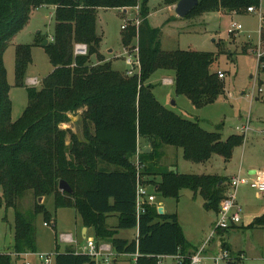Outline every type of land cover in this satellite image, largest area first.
<instances>
[{"label":"trees","instance_id":"trees-1","mask_svg":"<svg viewBox=\"0 0 264 264\" xmlns=\"http://www.w3.org/2000/svg\"><path fill=\"white\" fill-rule=\"evenodd\" d=\"M179 1L166 0V4ZM50 6L55 8V33L44 49L53 71L43 79L40 90L27 87L32 46L16 48L15 86L26 88L28 105L13 122L4 55L33 11ZM138 6L139 27L130 25L122 34L124 47L135 40L139 47L141 74L129 77L113 70L100 53L102 37L97 32V17L99 9L124 13ZM260 6L261 0H200L187 18L215 11L244 14L250 7ZM149 13L147 3L140 4V0H0V186L6 208L15 212L13 244L0 255V264H13L12 254L38 252L37 216L44 215L45 223L52 225L44 204L38 203L29 214L19 209L20 199L29 191L37 201L53 197L57 209L73 208L83 227L94 230L97 245L108 242L117 256L139 254L135 264H157L160 256L177 255L189 264L197 252L184 236L176 214L160 215L154 205H145L144 212L138 214L133 159L144 141L152 153H140L142 175L160 177L157 196L179 202L181 192L190 190L206 201V209L218 214L226 194V179L161 171L156 155L169 146L181 149L183 159L190 163L205 164L215 155L230 161L245 136L232 135L223 140L220 133L205 131L199 122L177 115L156 99L148 82L159 70L175 72L176 93L186 96L195 108L214 103L225 90L224 79L213 70L217 56L201 51H163L160 30L150 26ZM261 36L264 41V19ZM45 41L39 39L38 43ZM78 43L88 45L87 56H75ZM93 57L97 59L95 65L91 63ZM259 71L264 73V56L259 60ZM79 112L84 140L71 129L62 128L70 122V115ZM61 180L68 182L72 194L59 189ZM144 184L150 185L146 180ZM110 217L118 219L117 226L108 225ZM249 227L264 229V213ZM135 229L138 237L132 241L118 237L120 231ZM223 247L230 251L232 261L242 260L243 253L235 255L225 243ZM56 249L54 264H98L86 253L60 251L58 239Z\"/></svg>","mask_w":264,"mask_h":264},{"label":"rangeland","instance_id":"rangeland-1","mask_svg":"<svg viewBox=\"0 0 264 264\" xmlns=\"http://www.w3.org/2000/svg\"><path fill=\"white\" fill-rule=\"evenodd\" d=\"M143 2L147 3L150 11L147 18L150 26L160 30L163 51L185 50L213 53L217 56L213 70L225 74L222 80L225 93L220 95L214 103L203 108H195L186 96L176 93L174 83L168 82V80L174 82L175 72L159 70L148 82L153 85V94L156 99L177 115L199 122L205 131L220 133L223 140L232 135L245 136L243 144L234 150L230 161L215 155L205 164L190 163L182 158L181 149L171 148L166 152L168 148L164 150L162 147L156 155L159 161L157 169L169 171L170 167H177L180 164L181 172L219 175L227 181L230 179V182L231 178L239 176V170L245 173L249 167L255 168L258 172H264V73L259 71L257 54L260 45L264 51V41L261 38L262 17L260 16L262 13L264 18V0H261V6L255 14L215 11L203 13L194 19L180 18L176 13V6L167 5L166 0H140V4ZM122 12L115 9H99L97 32L102 37L100 53L104 56L105 62H110L113 70L125 73L129 66L125 63L128 55L125 54L122 45L124 33L122 26L126 25L127 30L130 25H135L137 20L141 22V17H139V11L134 9ZM55 25L54 7H41L33 11L28 24L12 38L5 52L4 63L11 86L13 122L22 116L28 105L26 88L15 86L16 48L19 45L32 46L33 63L28 69L25 83L27 87L40 90L43 79L53 71V66L42 42L40 44L38 42L39 39L51 42ZM234 25H239L242 29L232 34ZM131 46H136V40ZM91 63L97 64L96 57L91 59ZM247 125L249 129L244 134L242 129ZM62 128L71 129L82 139L81 112L70 115V122L62 125ZM145 152L152 153L151 147L147 144L141 149V153ZM133 160H136V156ZM158 178L160 179L154 175H147L145 180L156 186ZM229 183L227 182L228 187L225 186L226 191L230 189ZM159 201L165 202L168 213L178 216L182 232L193 247L200 248L204 243L208 245V251L204 255L207 260L204 264H215L209 257H220L224 243L235 255H238L239 251L245 255L240 261L234 259L229 263L221 261L220 264H264V229L249 227L255 218L264 213V197H258V193L250 186L242 185L239 190L241 223L237 228L222 234L215 233L213 237L211 235L215 230L217 214L214 210L206 209V201L201 196L195 195L190 190H184L181 192L179 202L164 198H160ZM37 204L35 195L29 191L20 199L19 209L29 214ZM160 204L156 202L154 206L158 207ZM44 206L50 214L52 225L49 227L44 225V215L36 217L37 250L43 253H55L56 240H59L61 235L70 234L76 240L80 238L82 222L73 208L57 209L53 197L45 198ZM117 222L118 219L114 217L107 220L109 226L116 225ZM14 227L15 212L13 209L6 208L3 189L0 186V253H5L11 248ZM135 232V230L121 231L119 237L132 239ZM89 237L94 238L92 230L89 232ZM105 244L109 245L108 242ZM63 249L62 247L60 251ZM97 262L98 264H135L129 255L118 257L114 255L108 262L100 257L97 258ZM13 264H18L16 259L13 260ZM163 264L176 263L172 258H166Z\"/></svg>","mask_w":264,"mask_h":264},{"label":"built area","instance_id":"built-area-1","mask_svg":"<svg viewBox=\"0 0 264 264\" xmlns=\"http://www.w3.org/2000/svg\"><path fill=\"white\" fill-rule=\"evenodd\" d=\"M132 9L140 12L139 6L132 8ZM248 13H257V9H255L254 7H250L248 9ZM260 16L262 17V21H263L264 18H263L262 13H260ZM140 23L141 22L137 20V22L134 24L136 27H139ZM126 28H127L126 25L122 26V30H126ZM233 29L234 31L232 32V34L236 31L241 30L242 27L239 25H234ZM124 50H125V54L128 55V58L125 60V63L127 66H129L125 74L129 77L140 76L141 65H140V60H139L138 44L136 43L135 47L133 46L124 47ZM74 54L75 56H87L89 54L88 45L81 44V43L76 44L74 47ZM257 54H258L259 60L264 56V51H262L261 45L259 49L257 50ZM218 75L220 79H224V73L219 72ZM168 82L174 83L171 80H168ZM248 129H249V125H247V127L242 129L244 134H246V131H248ZM140 153H141V149L137 152L136 160H135V166L137 170L136 192H137V212L138 214L144 212L145 205H155L156 200H157L155 195L150 193L148 186L144 184L145 178L142 175L144 165H142L139 161ZM242 185L250 186L251 189L255 190L259 195L263 196L264 195V172H258L254 176H247V177H243L242 175H239L231 179V182L229 183L230 189L226 191L225 198L221 202L220 210L217 214V222H216L215 230L213 231L211 237H213L215 233L226 231L228 229H231L233 226L239 225L241 223V217H240L241 208L238 204V197H239L240 186ZM45 226H49V224L45 223ZM59 240L60 242L69 244V245L77 244V241L75 240L74 236L70 234L61 235ZM207 246H206V243L202 245L197 250V252L192 255V257L190 258L189 264H204L205 261L207 260V257L204 256L206 254ZM85 250H86L85 252L86 254L90 255L96 260L97 258L103 257V259L108 262L111 257H114V255L118 257L113 252L111 245H108L105 243L101 245H97L96 241L93 239L88 240L87 247ZM2 254L4 253H0V255ZM12 257L14 259H23L25 261V264H34L33 263L34 260L38 264H54L56 253L27 252L23 254H12ZM131 257L136 263L140 255L134 254V255H131ZM240 257L241 259H243L244 255H241ZM166 258H172L176 264H184L183 263L184 258L179 255L173 256V257H161L160 256L158 257L157 264H163V261ZM210 259L215 264H220L221 261H227L228 263L232 261L230 251L224 248H223V253L220 257L210 258Z\"/></svg>","mask_w":264,"mask_h":264},{"label":"crops","instance_id":"crops-1","mask_svg":"<svg viewBox=\"0 0 264 264\" xmlns=\"http://www.w3.org/2000/svg\"><path fill=\"white\" fill-rule=\"evenodd\" d=\"M174 6H176V5H174ZM250 14H255V13H250ZM81 140H84V137H83V135L81 136ZM145 144H147V143H145L144 141H142L141 143H140V149H142L143 148V145H145ZM166 148H168V149H166ZM171 148H174V147H169V146H166V147H164V150L166 149V152H167V150H171ZM181 156H182V158H183V153L181 154ZM178 165V164H177ZM244 165V164H243ZM180 164L177 166V167H170L169 168V171H174V172H179V173H183V174H191V173H189V172H181V170H180ZM243 168V167H242ZM258 173V170H256L255 168H253V167H249L246 171H245V173H242V171L241 170H239V175H241V174H243V175H249V176H254V175H256ZM200 175V174H199ZM202 175V174H201ZM214 175V174H213ZM219 176V175H218ZM234 178V177H233ZM159 179V178H158ZM232 179V178H231ZM159 181V180H158ZM227 182L229 183L230 182V179L227 181L226 180V183H225V185L228 187V185H227ZM149 191H150V193L151 194H155V197H156V202L157 203H161L159 206H158V209L160 208V207H162L163 209H164V213L165 214H170V213H168L167 212V210H166V208H165V202L164 201H159V196H157L156 195V193H155V190H156V186H153L152 184H150L149 186ZM258 197H260V198H262L263 196H260L259 194H258ZM216 214H217V212H216ZM81 219V218H80ZM82 222V221H81ZM179 222H180V219H179ZM44 225H45V223H44ZM114 226H117V224L116 225H111V227H114ZM47 227H49V226H47ZM238 227V225H236L235 227L233 226V228L232 229H230V230H233V229H235V228H237ZM90 230H92L93 231V236H94V230L92 229V228H85V227H83V225H82V229H81V236H80V238H78V240H76L77 241V244L76 245H69V244H65V243H62V242H60V240H59V243H60V249H62V247L64 248L63 249V251H66L67 249H72V250H74V251H76V252H79V253H84L86 250V247H87V243H88V240L89 239H92V238H90L89 237V232H90ZM123 231H125V230H123ZM135 234H133V237L134 238H132V239H128V238H123V239H128V240H130V241H132V240H134V239H136L137 237H138V230L137 229H135ZM121 232V231H120ZM222 232H225V231H222ZM222 232H219V234H221ZM120 234V233H119ZM118 237H119V235H118ZM93 240H95V236H94V238H93ZM205 244V243H204ZM203 244V245H204ZM110 245V244H109ZM195 249H199V247H194ZM62 251V252H63ZM207 251H208V248H207V250H206V253H207ZM38 252H41V251H38ZM239 253H243L242 251L240 252L239 251ZM238 253V254H239ZM244 254V253H243ZM245 255V254H244ZM209 256V255H208ZM209 258H212L211 256L209 257ZM34 260V259H33ZM16 261H17V263L18 264H25V261L23 260V259H16ZM115 262H117V260H115ZM33 263L34 264H38L35 260L33 261Z\"/></svg>","mask_w":264,"mask_h":264},{"label":"water","instance_id":"water-1","mask_svg":"<svg viewBox=\"0 0 264 264\" xmlns=\"http://www.w3.org/2000/svg\"><path fill=\"white\" fill-rule=\"evenodd\" d=\"M200 0H180L177 5H176V13L180 18H186L190 12H192L198 5H199ZM124 12H127V10H124ZM49 44V41H45L44 43H42L43 47H46ZM222 184V183H221ZM59 189L62 192L68 193V194H72L73 193V189L71 188V186L68 184V182L61 180L60 184H59ZM262 196V195H260ZM44 197H41L38 199V203L39 205H43L44 204ZM158 212L160 215H164V209L162 207H160L158 209Z\"/></svg>","mask_w":264,"mask_h":264}]
</instances>
